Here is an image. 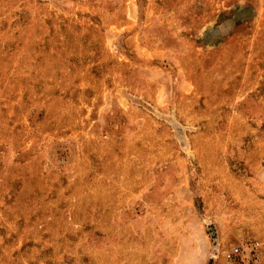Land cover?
Instances as JSON below:
<instances>
[{"label": "rangeland", "instance_id": "obj_1", "mask_svg": "<svg viewBox=\"0 0 264 264\" xmlns=\"http://www.w3.org/2000/svg\"><path fill=\"white\" fill-rule=\"evenodd\" d=\"M0 264H264V0H0Z\"/></svg>", "mask_w": 264, "mask_h": 264}]
</instances>
